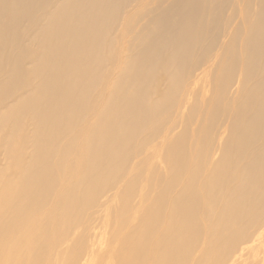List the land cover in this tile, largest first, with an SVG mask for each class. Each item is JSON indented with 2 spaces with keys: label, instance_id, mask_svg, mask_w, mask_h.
Listing matches in <instances>:
<instances>
[{
  "label": "bare ground",
  "instance_id": "1",
  "mask_svg": "<svg viewBox=\"0 0 264 264\" xmlns=\"http://www.w3.org/2000/svg\"><path fill=\"white\" fill-rule=\"evenodd\" d=\"M0 264H264V0H0Z\"/></svg>",
  "mask_w": 264,
  "mask_h": 264
},
{
  "label": "rangeland",
  "instance_id": "2",
  "mask_svg": "<svg viewBox=\"0 0 264 264\" xmlns=\"http://www.w3.org/2000/svg\"><path fill=\"white\" fill-rule=\"evenodd\" d=\"M105 240H106V239H105ZM103 242L107 244V241L105 242L104 239H103V241H101V248H102L103 246L105 247V245H106V244H104ZM102 245H103V246H102ZM107 261H108V260H107ZM101 263H102V261H101Z\"/></svg>",
  "mask_w": 264,
  "mask_h": 264
}]
</instances>
